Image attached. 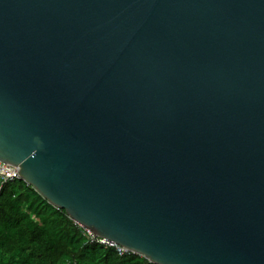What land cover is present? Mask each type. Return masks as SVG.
<instances>
[{"label": "water", "instance_id": "95a60500", "mask_svg": "<svg viewBox=\"0 0 264 264\" xmlns=\"http://www.w3.org/2000/svg\"><path fill=\"white\" fill-rule=\"evenodd\" d=\"M0 161L151 264H264V0H0Z\"/></svg>", "mask_w": 264, "mask_h": 264}, {"label": "trees", "instance_id": "16d2710c", "mask_svg": "<svg viewBox=\"0 0 264 264\" xmlns=\"http://www.w3.org/2000/svg\"><path fill=\"white\" fill-rule=\"evenodd\" d=\"M0 264H151L90 241L23 181L0 190Z\"/></svg>", "mask_w": 264, "mask_h": 264}, {"label": "built area", "instance_id": "2783aa9c", "mask_svg": "<svg viewBox=\"0 0 264 264\" xmlns=\"http://www.w3.org/2000/svg\"><path fill=\"white\" fill-rule=\"evenodd\" d=\"M18 172V167L15 166V168L13 169L12 167L0 161V190L4 185L8 183H11L13 181H20V176L17 175ZM82 229L89 236L91 242L100 244L104 247L113 248L118 255H122L127 252L124 248L118 246L113 241L96 237L89 230L84 228Z\"/></svg>", "mask_w": 264, "mask_h": 264}]
</instances>
